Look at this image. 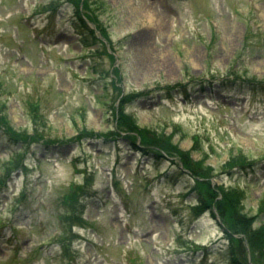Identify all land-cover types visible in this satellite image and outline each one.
Returning a JSON list of instances; mask_svg holds the SVG:
<instances>
[{
	"label": "rangeland",
	"instance_id": "rangeland-1",
	"mask_svg": "<svg viewBox=\"0 0 264 264\" xmlns=\"http://www.w3.org/2000/svg\"><path fill=\"white\" fill-rule=\"evenodd\" d=\"M263 18L247 0H0V264H264L237 232L264 228Z\"/></svg>",
	"mask_w": 264,
	"mask_h": 264
},
{
	"label": "trees",
	"instance_id": "trees-1",
	"mask_svg": "<svg viewBox=\"0 0 264 264\" xmlns=\"http://www.w3.org/2000/svg\"><path fill=\"white\" fill-rule=\"evenodd\" d=\"M24 132H25V134H27L26 131H24ZM24 138H26V137H24ZM187 154L189 155V153H187ZM185 161H187V162L189 161V157L188 156L186 157ZM189 162H190L191 165H189L188 163H186V166L190 167L191 169H194V168H197V167H200L201 168L202 162L194 163L191 159H190ZM245 164H247L246 161H242L241 162V165L242 166H244ZM236 165L237 164L235 162V158L232 157L230 159V162L228 161V162H226L223 165V168L224 169L225 168L232 169V168L236 167ZM207 170L209 172V171L213 170V168L210 166V167L207 168ZM226 194L229 197H233L234 196L231 193H229L228 191H226ZM207 198H208V196H207ZM208 200L210 202V199L209 198H208ZM199 206L202 207V211H203V208L204 207H206V208L209 207L207 205L206 201H204L203 199H201L199 201ZM199 211H200V209H199ZM237 220H240L238 222L239 229L236 227L238 229V231H237L238 234L239 235H243V237H245L246 243L248 245V250L250 251L252 249V252L254 253V256L256 257V261H258V263H262V259L264 257V228L261 227L258 230H253L250 227L251 226L250 221L247 220L245 217L238 216L237 217ZM241 241L242 240H239L238 243L241 244ZM237 258H238V256H237Z\"/></svg>",
	"mask_w": 264,
	"mask_h": 264
}]
</instances>
